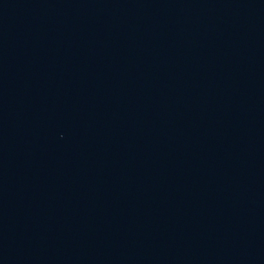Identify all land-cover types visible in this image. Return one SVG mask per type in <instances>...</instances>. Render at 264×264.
Listing matches in <instances>:
<instances>
[{"label":"water","instance_id":"water-1","mask_svg":"<svg viewBox=\"0 0 264 264\" xmlns=\"http://www.w3.org/2000/svg\"><path fill=\"white\" fill-rule=\"evenodd\" d=\"M0 264H264V24L0 0Z\"/></svg>","mask_w":264,"mask_h":264}]
</instances>
